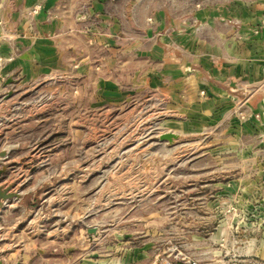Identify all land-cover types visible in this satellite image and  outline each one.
<instances>
[{
	"label": "rangeland",
	"instance_id": "rangeland-1",
	"mask_svg": "<svg viewBox=\"0 0 264 264\" xmlns=\"http://www.w3.org/2000/svg\"><path fill=\"white\" fill-rule=\"evenodd\" d=\"M188 6L230 10L214 28L231 22V40L251 45L216 55L264 62V0ZM41 11L0 0V189L18 194L0 201V257L264 264V74L209 101L202 84L186 94L164 71L143 73L138 88H105L107 75L77 70L69 56H23L28 43L58 36L41 28L57 14ZM251 93L263 97L254 107Z\"/></svg>",
	"mask_w": 264,
	"mask_h": 264
},
{
	"label": "crops",
	"instance_id": "crops-1",
	"mask_svg": "<svg viewBox=\"0 0 264 264\" xmlns=\"http://www.w3.org/2000/svg\"><path fill=\"white\" fill-rule=\"evenodd\" d=\"M17 2L19 9L39 2L44 18L48 12L57 14L50 24L41 23V28L46 31L56 30V39L41 38L27 46L24 44L23 56L28 57L29 61L69 56L71 65L76 64L77 70L107 75L109 80L105 82V88H138L143 84V73H150L151 77L158 79L159 72L164 71L168 86H182L185 93L188 87L192 92L195 86L202 84L205 87L202 92L209 101L226 94V88L232 91L237 89L239 80L253 83L261 72L264 74V62L256 66L253 58L246 57L239 61L235 57L232 59L230 54L226 59L215 54L247 50L251 46L248 41L238 44L231 40L230 35L234 31L231 22H225V30L214 28V21L219 25V20L230 21L234 18L230 10L221 15L213 9L205 12L202 8H195L194 13H189L192 9L189 10L188 5L194 4V0ZM197 22H205L207 26L199 28ZM86 27L91 28L90 32L83 30ZM122 74H132L131 84L124 85L122 80L114 78V75ZM258 98L254 93L249 94L248 104L254 107L263 99L262 95ZM62 247L51 249L57 251ZM21 257L23 255L19 252H8L0 257V263L17 264ZM111 260L113 262L115 257ZM80 264L102 262L101 259L87 257Z\"/></svg>",
	"mask_w": 264,
	"mask_h": 264
},
{
	"label": "water",
	"instance_id": "water-1",
	"mask_svg": "<svg viewBox=\"0 0 264 264\" xmlns=\"http://www.w3.org/2000/svg\"><path fill=\"white\" fill-rule=\"evenodd\" d=\"M159 138L160 139H166L168 141H172L173 138H176V134H174L173 132H163L159 135ZM5 151L3 150L0 155L3 156L5 155ZM3 170L0 169V174L2 173ZM11 197H18V194L15 193V192H10L8 191L7 188H4V189H0V201L1 200H6L8 198H11ZM2 205V202H0V207ZM94 231V228H92L90 230V232ZM1 264V263H0Z\"/></svg>",
	"mask_w": 264,
	"mask_h": 264
},
{
	"label": "built area",
	"instance_id": "built-area-1",
	"mask_svg": "<svg viewBox=\"0 0 264 264\" xmlns=\"http://www.w3.org/2000/svg\"><path fill=\"white\" fill-rule=\"evenodd\" d=\"M183 264H195L194 262H192V261H186L185 263H183Z\"/></svg>",
	"mask_w": 264,
	"mask_h": 264
}]
</instances>
